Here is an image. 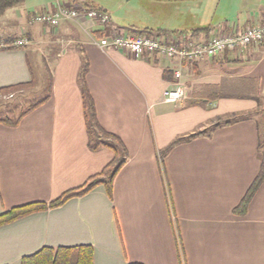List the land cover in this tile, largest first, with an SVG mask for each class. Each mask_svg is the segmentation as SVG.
<instances>
[{
	"label": "crops",
	"instance_id": "0c3cea01",
	"mask_svg": "<svg viewBox=\"0 0 264 264\" xmlns=\"http://www.w3.org/2000/svg\"><path fill=\"white\" fill-rule=\"evenodd\" d=\"M53 1L26 0L0 18V89L34 87L38 97L17 125L0 124V216L49 204L114 161L112 149L88 146L83 71L97 121L122 141L126 162L110 192L106 179L0 226V264L82 245L95 264H264V182L237 210L261 170L264 43L193 64L97 45L117 34L208 41L263 24L264 0H60L110 21L34 22ZM22 38L28 45L16 46ZM176 72L186 96L168 104Z\"/></svg>",
	"mask_w": 264,
	"mask_h": 264
},
{
	"label": "built area",
	"instance_id": "2783aa9c",
	"mask_svg": "<svg viewBox=\"0 0 264 264\" xmlns=\"http://www.w3.org/2000/svg\"><path fill=\"white\" fill-rule=\"evenodd\" d=\"M95 21L98 25H106L110 17L98 10L75 7L58 3L49 11L41 12L33 17V21L51 28H57L62 21L78 22L80 19ZM28 40L22 38L16 46L28 45ZM264 43V23L250 26L243 31L229 30L215 35L208 41L198 42L191 38L165 41L157 35L145 34L142 36L117 34L114 37H105L97 45L107 50H125L136 58L145 55H157L169 59H178L181 62L199 63L207 59L219 57L228 52L247 50L250 47ZM176 82L172 89L164 92V102L176 104L185 98V88L181 83V74L175 73Z\"/></svg>",
	"mask_w": 264,
	"mask_h": 264
},
{
	"label": "trees",
	"instance_id": "16d2710c",
	"mask_svg": "<svg viewBox=\"0 0 264 264\" xmlns=\"http://www.w3.org/2000/svg\"><path fill=\"white\" fill-rule=\"evenodd\" d=\"M26 0H0V18L11 8L24 5ZM82 73V91L85 100V120L88 133V146L92 151H96L100 148L106 147L112 149L115 152V159L110 163L103 173L91 177L83 186L65 192L61 197L52 201L49 204L36 203L32 205H27L24 207H19L11 210L0 216V226L13 222L22 216L27 214L44 211L49 208H57L65 204L68 200L73 197L84 195L94 189L96 186L102 183H106L102 177L105 175L106 171L110 169V176L106 183L108 191L112 189V182L116 174L122 168L126 162L127 151L122 141L115 135L105 132L99 125L95 113L94 103L91 100L85 81L84 74ZM21 85L5 87L0 89V95L7 92L13 91L19 88ZM36 105H31L16 119L4 118L0 119V124H5L8 126H15L18 122L31 110H33ZM261 133L260 150L261 154V170L260 173L253 183L252 187L247 193L241 206L237 208L238 211H244L243 209L248 205L250 199L254 195L257 188L264 182V125L259 128ZM102 134L103 137L99 136ZM202 133H195L187 137H181L173 142L169 148H167L162 154V157L168 154V152L177 144L190 141L196 137L201 136ZM21 264H95L94 263V250L92 246L82 245L75 247H58V248H44L38 253L27 256L22 259Z\"/></svg>",
	"mask_w": 264,
	"mask_h": 264
},
{
	"label": "rangeland",
	"instance_id": "374dc122",
	"mask_svg": "<svg viewBox=\"0 0 264 264\" xmlns=\"http://www.w3.org/2000/svg\"><path fill=\"white\" fill-rule=\"evenodd\" d=\"M61 2L62 1L60 0H55L50 5H48L46 9L49 10V8L56 7L58 3ZM160 38L162 37L160 36ZM31 59H32L31 64L35 71V79H37L38 81L39 76L37 74L39 72V69L36 66L34 57ZM45 77L47 80L48 77L47 74H45ZM237 92H241V91H237ZM35 93H36V89L34 87H30V88H19V89L16 88L13 91L0 95V119L10 118L13 120L18 118L22 114V112H24L28 107L36 103V98L38 99V97L35 98ZM44 94H46L45 91ZM99 136L103 137L102 134H99ZM109 176H110V169L106 171L105 175L102 178L105 177L106 180L109 178Z\"/></svg>",
	"mask_w": 264,
	"mask_h": 264
}]
</instances>
